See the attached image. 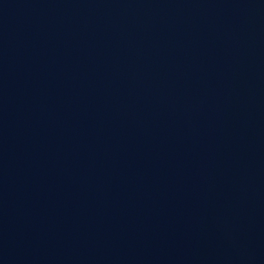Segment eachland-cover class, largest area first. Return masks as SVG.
<instances>
[{"label": "water", "instance_id": "obj_1", "mask_svg": "<svg viewBox=\"0 0 264 264\" xmlns=\"http://www.w3.org/2000/svg\"><path fill=\"white\" fill-rule=\"evenodd\" d=\"M0 264H264V0H0Z\"/></svg>", "mask_w": 264, "mask_h": 264}]
</instances>
